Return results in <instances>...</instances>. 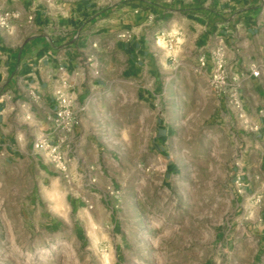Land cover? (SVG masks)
Masks as SVG:
<instances>
[{
  "label": "rangeland",
  "instance_id": "1",
  "mask_svg": "<svg viewBox=\"0 0 264 264\" xmlns=\"http://www.w3.org/2000/svg\"><path fill=\"white\" fill-rule=\"evenodd\" d=\"M135 1L0 0V16L33 2L109 16ZM117 79L78 150L0 159V264H264V199L245 187L264 180V143L194 68L160 74L151 101Z\"/></svg>",
  "mask_w": 264,
  "mask_h": 264
},
{
  "label": "crops",
  "instance_id": "2",
  "mask_svg": "<svg viewBox=\"0 0 264 264\" xmlns=\"http://www.w3.org/2000/svg\"><path fill=\"white\" fill-rule=\"evenodd\" d=\"M17 12L9 29L0 28V159L39 155L33 146L40 138L58 143L64 134L54 130L52 118L54 92L62 81L73 92L79 119L60 143L68 154L87 137L94 97L115 74L118 82L137 86L140 101H151L160 74L181 67L195 70L198 60L210 58L218 47L217 36L244 101L245 119L233 110L234 119L244 125L247 121L245 131L264 143V118L259 115L264 108V0H137L109 16H96L99 12L94 15L85 7L61 16L33 2ZM127 33L128 40L122 37ZM255 70L259 77L253 76ZM199 75L208 83L206 74ZM168 133L159 128L156 143L167 140ZM253 151L264 156L262 145ZM248 182L250 193L264 199V180L251 177Z\"/></svg>",
  "mask_w": 264,
  "mask_h": 264
},
{
  "label": "built area",
  "instance_id": "3",
  "mask_svg": "<svg viewBox=\"0 0 264 264\" xmlns=\"http://www.w3.org/2000/svg\"><path fill=\"white\" fill-rule=\"evenodd\" d=\"M19 14L17 12H7L0 16L1 26L9 29L10 21L17 19ZM124 39H130V34H123ZM217 40V48L211 53L210 58L201 57L196 66L195 71L199 74H206L209 87L212 93L224 104V106L239 112V117L245 119L244 101L241 98L239 86L230 78L229 72L225 64L226 48L221 36L215 37ZM254 77L260 76V71L252 72ZM54 99L56 104L55 115L52 118V124L55 131L64 134L58 138V143H52L47 138H40L34 142L33 149L38 153H47L53 161L57 162L61 159L62 152L60 143L65 142V136L72 134L79 125L78 115L75 112V98L73 92L67 89V82L64 80L61 87L54 92ZM259 115L264 118V108L259 111ZM248 122L245 121V124ZM258 130L257 127L254 128ZM241 178L238 177L237 184L240 183Z\"/></svg>",
  "mask_w": 264,
  "mask_h": 264
}]
</instances>
